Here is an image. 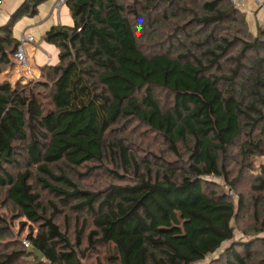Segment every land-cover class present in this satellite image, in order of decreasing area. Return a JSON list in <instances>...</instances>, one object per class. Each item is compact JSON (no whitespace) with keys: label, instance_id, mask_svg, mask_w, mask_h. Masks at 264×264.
<instances>
[{"label":"trees","instance_id":"obj_1","mask_svg":"<svg viewBox=\"0 0 264 264\" xmlns=\"http://www.w3.org/2000/svg\"><path fill=\"white\" fill-rule=\"evenodd\" d=\"M43 1L24 0L0 27L1 66L10 65L19 44L12 35L14 23L35 15ZM192 1L66 0L72 25H54L42 36L57 48V62L40 67L42 79L0 83V186L27 221L38 223L27 237L33 252H0V264L35 258L31 264H82L79 246L87 219L71 240L55 222L65 208L89 216L88 247L111 245L113 263L247 264L253 243L242 244L244 254L238 253L232 226L236 211L245 208L243 196L235 206L209 191L206 177L227 176L219 156L241 134L242 154H264V71L245 78L238 90L237 66L230 77L215 72L235 49L237 57L245 51L264 53V30L251 36L231 0H200L189 12L196 35L175 28L168 38L173 51L143 53L133 23L156 24L185 12ZM223 28L228 37L219 39ZM224 80L233 81L225 91L220 88ZM155 90L170 94L172 105L161 106ZM128 119L149 127L175 153L184 144L187 169L140 172L128 145L108 139L112 127ZM17 142L25 144L23 155ZM18 155L27 167L12 175L5 169L17 166ZM106 155L117 156L123 183L91 190L64 168L101 164ZM33 179L57 199L52 212L33 189ZM252 189L254 205L264 208V165L258 166ZM226 242L220 258L207 260Z\"/></svg>","mask_w":264,"mask_h":264},{"label":"rangeland","instance_id":"obj_2","mask_svg":"<svg viewBox=\"0 0 264 264\" xmlns=\"http://www.w3.org/2000/svg\"><path fill=\"white\" fill-rule=\"evenodd\" d=\"M133 0H127L132 2ZM200 5V0H194L185 6V12H178L177 16L162 17L158 19L156 24H149L144 26L143 23H133L140 50L147 56H152L160 53H170L173 51L168 38L174 35L175 28H183L184 31L191 35H196L199 30L193 23L189 21L192 18L189 13L191 10L195 11ZM54 7V0H44L37 7V13L33 16L23 15L16 20L12 27L13 37L20 40L21 34L25 31V35H30L35 39V44L41 43V36L38 34L41 27H43L52 15H56V11L52 12ZM162 11H159L161 13ZM240 14L247 23V30L251 36H257L259 30H264V22L256 18V11L252 13L246 11L244 8L240 9ZM158 13V15H159ZM157 16H155L156 18ZM153 15L149 21L153 20ZM60 19L69 20L68 23L62 25L71 26L72 19L69 14V9L66 4H62L60 10ZM163 19V20H162ZM29 28H31L29 30ZM241 28V27H240ZM177 34V33H176ZM178 35V34H177ZM179 36V35H178ZM218 38L228 37L226 29L223 28L217 31ZM196 37V36H195ZM194 37V38H195ZM55 48V46H54ZM238 49H235L230 56L224 60L215 70L216 74L226 75L230 77L232 71L238 67L237 74L234 76V82L224 80L220 83V88L225 91L234 83L236 90L241 88L246 79L257 75L264 71V62H258L264 58L263 52L245 51L241 57H237ZM0 83L8 82L11 85H25L31 81L42 79L40 72L38 75L34 74L32 77H26L24 72L13 62L10 65L1 66ZM5 72V73H4ZM156 96L159 99L161 106L164 108L172 105V97L165 91L155 90ZM41 100L46 102V92L40 90ZM110 140L119 139L126 143L134 156L135 161L139 165V171L145 172L150 168L152 174L156 172H163L164 168L172 170L187 169L190 164L188 158V151L185 145L180 143L177 145L178 152L171 151V148L164 139L152 131L149 127L135 119H128L120 121L117 125L112 127L109 132ZM244 141L243 134L239 135L230 146L225 155L219 156L220 164L224 166L227 176L209 175L206 178L210 181L209 191H213L216 195H225L236 206L239 194L243 196L245 208L242 211L237 210L236 216L232 220L234 229V240L238 242L235 250L244 254L242 244L253 243L250 250L249 257L246 258L247 264H259L262 261L264 264V229L261 230V222L264 219V208L262 204L254 205L255 192L252 185L255 184V176L258 172V166L264 165V154L249 156L241 153V144ZM19 153L23 155V142H17ZM18 155L17 166L6 167V171L15 175L18 171L24 170L27 166L23 161V156ZM149 165V166H146ZM67 172H70L73 179L82 187L91 190H100L110 184L123 183V172L120 164L117 161V156L106 155L101 164L87 163L76 169L64 167ZM132 176V172L129 173ZM234 181L232 185L230 182ZM33 189L41 194L42 204L46 207L48 213L52 212V203L56 204L57 199L53 198L46 190L42 189L35 179L31 182ZM3 188L0 186V252L10 253L12 251H26L33 252L32 246L27 247L25 243H29L27 237L30 234H35L38 223H31L23 217L7 198ZM64 214L55 217V222L66 235L74 240L77 232L82 226V220L87 219V225L83 237L81 238V245L79 252L82 255L80 261L82 264H117L111 261L115 256L113 247L111 245H95L88 247L86 240L87 233L92 229L89 221V216L84 212L76 216L71 214L68 208L63 209ZM239 211V212H238ZM67 216V217H65ZM229 244L226 242L222 247L212 254L207 260L211 258H220L221 251ZM206 260V261H207ZM38 259H33L31 262H37ZM29 261L19 260L17 264H31ZM40 262H44L41 259ZM39 263V262H38ZM47 264V263H45ZM195 264V263H194ZM203 264V262H198Z\"/></svg>","mask_w":264,"mask_h":264},{"label":"crops","instance_id":"obj_3","mask_svg":"<svg viewBox=\"0 0 264 264\" xmlns=\"http://www.w3.org/2000/svg\"><path fill=\"white\" fill-rule=\"evenodd\" d=\"M24 0H4V5L0 9V27L8 20L10 14H12L23 2ZM256 0H245L244 9L249 12L256 11V18L264 22L263 15L258 12L255 6ZM39 6V5H38ZM61 6L56 5V0H54V7L52 12L56 11V15H52L51 19L49 18L46 24L41 27L40 31L38 30L39 36H41V43L39 45L35 44V39L33 44H27L26 54L28 58V64L31 71L38 75L40 72V67L45 64H55L57 62L58 50L53 44L47 43L42 39L43 34L54 25L68 23L69 20L60 19V10ZM68 8V7H67ZM70 14V13H69ZM31 28H29L30 30ZM25 35V31L22 32V35ZM13 35V33H12ZM15 38V37H14ZM18 39V38H16ZM5 73V72H4Z\"/></svg>","mask_w":264,"mask_h":264},{"label":"built area","instance_id":"obj_4","mask_svg":"<svg viewBox=\"0 0 264 264\" xmlns=\"http://www.w3.org/2000/svg\"><path fill=\"white\" fill-rule=\"evenodd\" d=\"M233 5L238 9H243L245 6V0H231ZM66 0H56V5L59 7L62 4H65ZM4 5V0H0V9ZM256 9L258 12H260L263 15L264 18V0H256L255 2ZM2 39V35L0 32V40ZM19 40V39H18ZM34 38L30 35H22L19 44L17 47L16 52L10 56L11 62L15 63L20 70H22L25 74V76L32 77L34 74L31 71L29 64H28V58L26 54V46L27 44H33ZM26 246H29V243H25Z\"/></svg>","mask_w":264,"mask_h":264}]
</instances>
